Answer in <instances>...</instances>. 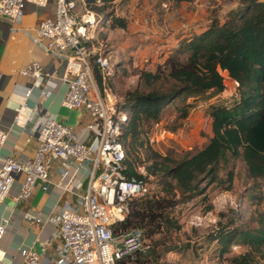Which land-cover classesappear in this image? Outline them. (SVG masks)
Segmentation results:
<instances>
[{
    "label": "trees",
    "instance_id": "1",
    "mask_svg": "<svg viewBox=\"0 0 264 264\" xmlns=\"http://www.w3.org/2000/svg\"><path fill=\"white\" fill-rule=\"evenodd\" d=\"M114 1L84 0L89 9L103 15L109 29H126L127 18L110 8ZM163 1L178 5L193 0ZM132 68L131 73L123 72L138 76L136 88L127 94L122 106L126 120L121 124L119 140L125 151V173L142 177L137 171L142 164L145 176L154 178L158 187L129 201L131 211L113 226L114 234L136 226L143 229L145 238L177 232L181 224L173 214L174 208L191 197L205 195L212 184L227 183L224 190L232 191L236 172L228 164L235 160L246 164L256 185L262 181L261 192L249 199L260 208L264 204V0H240V5L224 18L215 15L205 30L184 38L154 69L146 65ZM93 71L100 85L95 66ZM230 82L236 85V91L230 92ZM222 95L231 101L209 104L212 135L201 148L188 151L181 159L151 150L146 125L159 123L163 109L174 105L179 118L187 119L193 107L189 99L204 96L209 101ZM223 170L225 176L221 175ZM203 183L206 186L201 188ZM237 218L209 239L223 243V252L233 242L246 248L230 256L227 264H264V215H259L255 228L237 226Z\"/></svg>",
    "mask_w": 264,
    "mask_h": 264
},
{
    "label": "built area",
    "instance_id": "2",
    "mask_svg": "<svg viewBox=\"0 0 264 264\" xmlns=\"http://www.w3.org/2000/svg\"><path fill=\"white\" fill-rule=\"evenodd\" d=\"M77 2L83 8L80 13ZM49 3L53 4V10L33 29L32 42L43 52L63 58L61 81L66 84V91L61 105L86 110L89 116L85 125L87 138L78 139L72 127L50 114L38 118L33 128L37 141L34 155L23 161L11 156L1 158L0 203L8 197L19 177L22 179L16 201L28 199L38 184L46 190L51 162L55 159L61 161L64 169H68L70 163L78 166L88 163L91 172L87 188L77 193V205L64 202L46 220L37 216L33 221L37 225L49 222L54 226L51 238L60 240L55 254L47 256L30 247L21 249L22 258L26 264H137V256L145 254L149 248L143 229L136 226L116 235L113 226L130 213L129 201L145 196L149 189L142 175L143 166L137 169L142 177L125 173V151L119 137L126 109L116 108V96L111 89L116 66L104 55V45L98 41V34L105 26L103 15L89 9L84 0H0V16L21 20L27 5L46 8ZM162 6L168 7L166 2ZM93 66L100 77V87ZM19 73L30 79L26 94L49 76L34 57ZM231 83L230 92L236 91V85ZM47 94L48 91L41 93L42 96ZM20 109H15L14 122L20 120ZM6 137L7 129L0 122V148ZM8 223V219L0 222V241Z\"/></svg>",
    "mask_w": 264,
    "mask_h": 264
},
{
    "label": "crops",
    "instance_id": "3",
    "mask_svg": "<svg viewBox=\"0 0 264 264\" xmlns=\"http://www.w3.org/2000/svg\"><path fill=\"white\" fill-rule=\"evenodd\" d=\"M212 3H214L213 0H193L179 3L183 8L189 7V10L182 9L186 10V14L182 10L165 14V19L172 29L169 30L170 33L167 36L162 35L155 28H147V20L139 14L138 10L132 11L133 9H131L128 15H124V11L118 13L119 9H117L116 14L127 18L128 26L126 29L120 30L135 37L136 45H140L139 43L147 38L158 40L155 41V45H158L157 49L162 48L160 51L166 52L162 57H156L154 60L162 62L173 48L178 46L176 41H182L193 34V32L188 33L182 37L178 35L182 30L183 22L181 21L184 18H187L186 24L195 26L194 33H200L206 29L211 22V10L218 7ZM239 5L240 0H230L224 3L218 16L224 18L229 11ZM52 10V3H49L46 8L27 5L21 20L12 21L7 17L0 16V122L7 129L6 140L0 148V163L1 158L6 156L23 161L34 155L37 148V141L33 134L34 123L43 115L50 114L57 121L72 127L78 139L85 141L87 138L85 125L89 122V116L86 110L68 109L61 105L66 91V84L61 81L64 72L63 58L43 52L32 42L33 29L41 19L50 15ZM104 29V41L111 43L110 52L115 53L119 47L113 45L112 36L118 30L109 29L107 26ZM132 36H128L127 39ZM139 50L136 49L132 52L138 54L137 63L133 61L134 67H139L138 64L143 60V52L147 51ZM32 57L38 59L49 76L45 77L40 86L34 87L30 94H26L30 86V79L22 76L19 71L29 63ZM161 59L162 61H160ZM100 85L97 83V86L100 87ZM99 90L101 91V89ZM46 91L48 94L42 96L41 93ZM211 100L209 101L211 102ZM19 107L21 108L18 114L20 120L14 122L15 109ZM191 117L192 113L187 119ZM207 117L210 128L203 145L212 135L209 114ZM90 172L91 165L88 163L82 166L70 163V167L64 169L61 161L55 159L51 162L49 184L46 190H42L41 185L38 184L28 199L20 201H16L15 198L22 177L16 179L8 197L0 203V222L4 219L9 220L6 232L0 241V264H26L20 252L23 248L33 247L36 252L45 253L47 256L55 254L60 240L57 237L51 238L54 234V226L49 222L37 225L33 221L37 216L46 220L55 214L58 205H62L64 202L76 206L77 193L85 192ZM78 183L80 185L76 187Z\"/></svg>",
    "mask_w": 264,
    "mask_h": 264
},
{
    "label": "rangeland",
    "instance_id": "4",
    "mask_svg": "<svg viewBox=\"0 0 264 264\" xmlns=\"http://www.w3.org/2000/svg\"><path fill=\"white\" fill-rule=\"evenodd\" d=\"M213 1L214 3L212 4L218 5V7L211 10V20L215 15L217 16L221 13V6L230 0ZM162 3H165V1L115 0L110 8L115 13L117 9H119L118 13L124 11V15H128L131 9H133L132 11L138 10L139 14L143 15L145 20H147V28H155L162 35L165 34L167 36L172 29L165 19V14L167 12H176V10H189V7L186 6V8H183L181 4L177 5L172 2H166L168 7H163ZM81 8L82 6L77 2L78 13L82 11ZM182 11L183 13L186 12V10ZM181 22H183L182 30L178 35L182 37V35L194 33L195 26L185 23L187 22V18H184ZM106 26L107 23L104 27ZM104 27L98 34V41L104 45L103 53L109 58L110 63L113 66L120 65L117 74L111 81V89L116 96V108L120 109L125 104L127 94H132L138 83L137 75H125L126 72L131 73L132 69L134 70L132 68L134 67L133 61L137 63L138 60V54L132 52L136 49L147 50L143 52V60L138 66L141 68L146 65L154 69L155 64L161 63L154 59L156 57H162L166 51H160L162 48L157 49L158 45H155L157 39L147 38L145 41L139 43L142 45L140 47V45H136L135 37L122 32L120 29H116L118 31L113 33L112 39L114 42H112L115 47H119V50L112 53L109 49L111 43L109 44L104 41ZM126 35L127 37H125ZM128 36L132 37L127 39ZM180 42L181 40L176 41L177 45ZM149 47L154 49H150ZM124 71L125 73H123ZM205 100L204 96L188 100L190 103H193L190 111L192 117L190 119H180V113L175 109V106L169 105L162 110L158 124H154L153 122L150 124L147 123L146 129L148 128L149 130L147 136L148 144L151 145V150H157L161 155H168L174 159H181L188 151L194 152L201 148L210 128V123L207 119V108L209 104L214 102V100L215 102L220 101L226 103L227 101H231V98L222 95L220 98L212 99L211 102ZM141 151V155L144 158V148H141ZM141 165L139 164L138 166ZM228 165V167H233L236 172L232 191L224 190L223 187H226L227 183H223L222 185L212 184L208 186L205 195L191 197L187 201L178 204L174 208L173 214L178 218L181 229L177 232H163L157 233L149 238L146 237V243L149 245L148 252L137 256V264H140V261L146 262L145 264H227L230 256L246 249L235 245L236 243L233 242L223 252L222 250L225 248L223 243L209 239L212 234L228 228L236 216L238 217L237 226L255 228L258 225L259 215H264V204L261 203L262 205L260 204L261 206L259 208L255 205L253 206L249 200L252 194L255 195L261 192L262 181H259L260 184L256 185L255 180L249 177L247 166L242 160L232 161ZM225 173L226 170H223L221 175L225 176ZM142 175L145 176V170ZM146 180L149 191L151 193L157 191L158 186L154 178L146 177ZM205 186L206 183L201 184V188ZM136 199L134 198V200ZM210 205L213 207L211 210L208 208ZM237 210L240 211L238 215Z\"/></svg>",
    "mask_w": 264,
    "mask_h": 264
}]
</instances>
